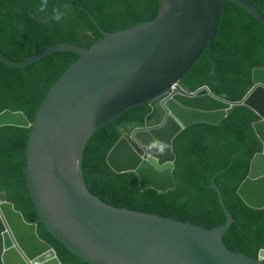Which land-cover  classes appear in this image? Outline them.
<instances>
[{
    "label": "water",
    "instance_id": "95a60500",
    "mask_svg": "<svg viewBox=\"0 0 264 264\" xmlns=\"http://www.w3.org/2000/svg\"><path fill=\"white\" fill-rule=\"evenodd\" d=\"M224 2L264 17L245 0H160L155 20L107 33L86 49L51 46L22 61L0 52V61L27 67L59 51L79 57L54 84L31 124L21 112L0 113V128L31 129L27 147L30 194L46 230L88 264H264L230 252L224 237L234 225L212 181L226 223L214 230L110 207L87 189L83 159L92 136L137 107L150 114L142 128L124 134L106 163L116 175L134 174L142 191H174L175 139L195 125L220 126L237 107L259 119L253 125L262 151L251 163L237 195L251 210L264 211V70L252 73L253 89L238 103L222 101L207 88L191 92L184 78L212 47ZM212 53V50H211ZM210 53V54H211ZM0 264H60L39 240L37 227L0 200Z\"/></svg>",
    "mask_w": 264,
    "mask_h": 264
},
{
    "label": "trees",
    "instance_id": "16d2710c",
    "mask_svg": "<svg viewBox=\"0 0 264 264\" xmlns=\"http://www.w3.org/2000/svg\"><path fill=\"white\" fill-rule=\"evenodd\" d=\"M245 1L264 17V0ZM159 9L160 0H0V52L22 61L62 43L89 49L103 39L92 17L107 33L123 32L152 22ZM78 59L59 51L23 68L0 61V113L21 112L32 124L50 89ZM255 70H264V26L243 8L224 2L213 46L182 83L191 92L207 88L222 101L238 103L253 89ZM149 114L148 106L137 107L92 136L83 159L88 191L115 209L214 230L226 223L212 189L215 178L235 222L224 237L225 246L257 260L264 250V211L249 209L237 192L262 151L253 130L258 117L247 107H237L220 126L195 125L181 133L173 143L175 189L159 194L142 191L134 174L116 175L106 163L123 135L142 128ZM30 132L0 128V200L11 203L25 223L37 227L39 240L52 248L60 264H88L46 230L35 209L25 173Z\"/></svg>",
    "mask_w": 264,
    "mask_h": 264
}]
</instances>
